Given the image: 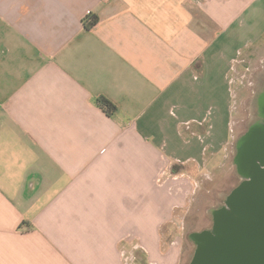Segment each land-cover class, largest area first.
<instances>
[{
	"label": "crops",
	"instance_id": "crops-1",
	"mask_svg": "<svg viewBox=\"0 0 264 264\" xmlns=\"http://www.w3.org/2000/svg\"><path fill=\"white\" fill-rule=\"evenodd\" d=\"M263 40L264 0H0V264H178Z\"/></svg>",
	"mask_w": 264,
	"mask_h": 264
},
{
	"label": "rangeland",
	"instance_id": "rangeland-1",
	"mask_svg": "<svg viewBox=\"0 0 264 264\" xmlns=\"http://www.w3.org/2000/svg\"><path fill=\"white\" fill-rule=\"evenodd\" d=\"M261 22V19L259 20ZM263 23V22H261ZM264 42V40H263ZM257 61L251 62L250 68L244 73L242 82L244 86L240 92V105L235 100L236 107L229 113L232 115V142L227 148L226 164L220 171H215L207 177L195 176L196 182L192 186L194 190L187 198V205L180 209L179 212V235L176 238H163L162 249L163 253L168 249L172 243H177L179 248V263L188 264L195 251V244L190 239L193 233H202L210 230L212 226V212L218 210L224 204L226 196L233 190L239 183V177L233 163L235 154L234 142L241 133L247 128V118L249 117V100L253 94V86L255 81L258 80L262 68L264 67V48L259 51ZM258 116L261 119L259 127L251 128L250 134L243 139V142L248 141V138L253 142L254 146L264 142V90L258 96L257 101ZM234 106V105H233ZM251 136V139H250ZM256 148L243 150L246 153L243 159L248 161V158L253 157L261 158L262 150ZM127 264H146L145 255L140 252H131L125 254Z\"/></svg>",
	"mask_w": 264,
	"mask_h": 264
},
{
	"label": "water",
	"instance_id": "water-1",
	"mask_svg": "<svg viewBox=\"0 0 264 264\" xmlns=\"http://www.w3.org/2000/svg\"><path fill=\"white\" fill-rule=\"evenodd\" d=\"M251 158L241 167L249 181L231 191L226 208L214 211L211 229L190 235L195 251L188 264H264V169Z\"/></svg>",
	"mask_w": 264,
	"mask_h": 264
},
{
	"label": "flooded vegetation",
	"instance_id": "flooded-vegetation-1",
	"mask_svg": "<svg viewBox=\"0 0 264 264\" xmlns=\"http://www.w3.org/2000/svg\"><path fill=\"white\" fill-rule=\"evenodd\" d=\"M262 74L260 73L258 80L255 81V84L253 86V94L252 97L249 100V109H250V113H249V117L247 118V128L244 131V133H241L238 138L236 139V141L234 142V150H235V154H234V158H233V163L236 169V173L239 177V183L236 187H238L239 185H241L244 182L249 181V179L244 176V174H242L241 171V167H246L247 164L251 163L250 160L246 161L245 159H243V156L246 154L243 152V150H247L251 147V149H258L260 151V146L263 145L261 147L262 153H261V158H256L254 160H252V165H254V167L256 169H264V162H262L264 160V142L262 144H257L254 146L253 142H251L248 138V141L243 142V139L245 137H247L250 132H251V128L254 127H259L261 125V119L258 116V111H257V105H256V101L258 96L261 94V92L264 90V67L262 68ZM251 139V136H250ZM249 149V150H251ZM262 160V161H261ZM235 187V188H236ZM231 193V192H230ZM229 193V194H230ZM229 194L226 196L225 200H224V204L222 205V207L220 208H226V200L227 197L229 196ZM219 208V209H220ZM213 213L212 212V218H213Z\"/></svg>",
	"mask_w": 264,
	"mask_h": 264
},
{
	"label": "trees",
	"instance_id": "trees-1",
	"mask_svg": "<svg viewBox=\"0 0 264 264\" xmlns=\"http://www.w3.org/2000/svg\"><path fill=\"white\" fill-rule=\"evenodd\" d=\"M97 23V18L96 17H91L90 19L87 20V22L84 24L85 29H90ZM98 106L105 112L107 115H112L115 113L116 108L115 106L106 100L105 98H99L97 100ZM190 262V261H189Z\"/></svg>",
	"mask_w": 264,
	"mask_h": 264
}]
</instances>
